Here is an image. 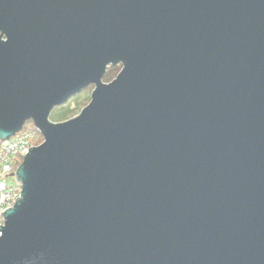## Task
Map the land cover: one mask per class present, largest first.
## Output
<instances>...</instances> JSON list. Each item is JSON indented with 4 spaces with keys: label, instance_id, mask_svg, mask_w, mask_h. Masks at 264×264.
<instances>
[{
    "label": "water",
    "instance_id": "95a60500",
    "mask_svg": "<svg viewBox=\"0 0 264 264\" xmlns=\"http://www.w3.org/2000/svg\"><path fill=\"white\" fill-rule=\"evenodd\" d=\"M29 121L0 264H264V0H0V140Z\"/></svg>",
    "mask_w": 264,
    "mask_h": 264
},
{
    "label": "built area",
    "instance_id": "2783aa9c",
    "mask_svg": "<svg viewBox=\"0 0 264 264\" xmlns=\"http://www.w3.org/2000/svg\"><path fill=\"white\" fill-rule=\"evenodd\" d=\"M41 135L33 126L23 129L8 140H0V226L4 225L3 212L20 198L21 183L15 173L28 149L38 146ZM1 235V232H0Z\"/></svg>",
    "mask_w": 264,
    "mask_h": 264
},
{
    "label": "rangeland",
    "instance_id": "374dc122",
    "mask_svg": "<svg viewBox=\"0 0 264 264\" xmlns=\"http://www.w3.org/2000/svg\"><path fill=\"white\" fill-rule=\"evenodd\" d=\"M120 69H121V66L120 65H117V66L112 67V72H111V76H110L109 80L106 81L103 78V82L108 83V82L112 81L116 77V75L118 74V72L120 71ZM109 71H110V69H109ZM92 89H93V86L90 85L87 88H85L84 90H82L80 93L72 96L64 104L53 108V110L49 114V120L51 122L59 121L62 118V116L64 114H66V112L69 111V109H71L72 107H74V105H75V101L74 100L77 97H79V98H90V93H91ZM88 102H86V103H88ZM84 105L86 106L87 104H84ZM85 106H83V107H85ZM80 111L78 110L77 114H79ZM76 115H74V116H76ZM74 116H72V117H74ZM72 117H70V118H72Z\"/></svg>",
    "mask_w": 264,
    "mask_h": 264
},
{
    "label": "trees",
    "instance_id": "16d2710c",
    "mask_svg": "<svg viewBox=\"0 0 264 264\" xmlns=\"http://www.w3.org/2000/svg\"><path fill=\"white\" fill-rule=\"evenodd\" d=\"M109 69H110V71H109ZM111 72H112V67H109L105 73L104 80H106V81L109 80V78L111 76ZM89 99L90 98H79V97H77L74 100L75 101L74 107L69 109V111L66 112V114H64L59 121H54V122H56V123L62 122V121L69 119L70 117L76 115L78 110L80 111L83 108V106H85L84 104H87L86 102H88ZM25 126L29 127V128L33 127L32 123L30 121L27 122ZM42 140H43L42 137H40V142H42Z\"/></svg>",
    "mask_w": 264,
    "mask_h": 264
}]
</instances>
